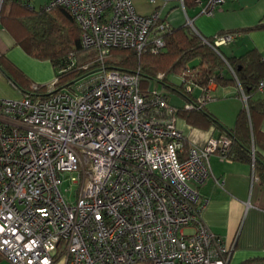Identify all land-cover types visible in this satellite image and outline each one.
<instances>
[{"label":"built area","instance_id":"obj_1","mask_svg":"<svg viewBox=\"0 0 264 264\" xmlns=\"http://www.w3.org/2000/svg\"><path fill=\"white\" fill-rule=\"evenodd\" d=\"M226 1L193 0L206 15ZM44 7L71 13L99 65L68 85L59 87L55 76L45 91L34 84L18 99H0V256L15 264H229L232 248L204 221L209 198L199 187L212 174L210 155L226 156L233 139L186 148L177 108L152 87L165 73L143 88L140 69L105 64L114 48L139 56L164 50L172 25L161 5L150 14L133 0ZM199 35L218 48L239 32L216 34L214 44ZM182 78L192 91V75ZM214 84L186 109L205 103ZM67 180L76 186L73 200Z\"/></svg>","mask_w":264,"mask_h":264},{"label":"crops","instance_id":"obj_2","mask_svg":"<svg viewBox=\"0 0 264 264\" xmlns=\"http://www.w3.org/2000/svg\"><path fill=\"white\" fill-rule=\"evenodd\" d=\"M28 1L31 6L38 2ZM48 1L40 0L38 8ZM133 1L142 14H149L154 10L153 6L149 8L143 0ZM34 5L32 7L36 8ZM160 5L163 16L172 27L189 24L188 19L191 18L193 29L206 38L238 30L239 35L234 41L220 46L229 57L240 56L251 49H257L264 55V0H227L213 15L200 14L199 7L195 4L184 10L178 0H168ZM258 24L261 27L252 29ZM0 56L1 61L7 60L18 67L32 83L48 85L56 76L51 61L39 60L29 55L1 22ZM187 66L190 70L183 73L188 76L196 73L197 66L192 67L190 63ZM226 71L228 75L233 73L230 68ZM183 73L168 76L169 85L159 84L177 109H186L187 103H198L205 95L203 88L196 84L189 98L175 90L174 88L183 84ZM29 91L30 88L24 90L12 82L0 67V99H18ZM260 95L263 97L264 91ZM210 96L200 108L204 107L225 127L218 124L193 125L185 116L177 113L181 117L177 121V127L185 136L186 148L191 145L203 147L211 137L225 135L226 128H233L238 113L247 104V97L238 82L215 81L210 89ZM258 124L264 134V118ZM259 142L255 151L264 161V141L260 138ZM209 160L212 174L199 187L201 194L209 198L203 211L204 221L232 248L229 264H264V181L255 170V162L253 159H230L220 153L211 154ZM217 180L223 181V184H219Z\"/></svg>","mask_w":264,"mask_h":264},{"label":"trees","instance_id":"obj_3","mask_svg":"<svg viewBox=\"0 0 264 264\" xmlns=\"http://www.w3.org/2000/svg\"><path fill=\"white\" fill-rule=\"evenodd\" d=\"M185 3L186 8L195 4L193 0H186ZM44 5L36 9L30 7L28 0H3L0 22L29 55L39 60L51 61L56 76L59 77L58 86L61 87L96 70L99 63L95 60L96 51L83 46L81 28L71 13L64 7L47 10ZM259 27L260 24L252 29ZM222 33L224 32L220 34ZM208 40L214 44V37H209ZM195 59H200V63L192 79L204 92L211 80L218 83L238 82L242 87L247 104L238 113L233 128H226V135L233 139L226 157L253 159L255 170L264 181V161L255 151L260 138L264 141V134L258 124L264 118V96L260 95L264 91L260 89V82L264 81V55L259 50L251 49L240 56L229 57L220 47L216 49L206 43L192 26L185 24L172 27L165 35V48L161 53L139 56L131 49L114 48L106 56L105 64L108 68L121 71L140 69L142 87L147 88L150 80L159 72L165 73L162 83L169 85L168 76L182 74ZM1 60L0 56V67L16 85L24 90H31L37 84L42 91L46 90V84L32 83L14 64ZM229 68L234 74L228 75L226 69ZM174 89L188 98L192 93L187 90L185 83ZM177 113L185 116L193 125L218 124L225 127L204 107L178 108Z\"/></svg>","mask_w":264,"mask_h":264},{"label":"rangeland","instance_id":"obj_4","mask_svg":"<svg viewBox=\"0 0 264 264\" xmlns=\"http://www.w3.org/2000/svg\"><path fill=\"white\" fill-rule=\"evenodd\" d=\"M36 1V0H35ZM39 1L40 0H38V2H34L35 3V5L34 4H32V6L34 5V6H36V9H38V5H39ZM143 1H145L146 2V5L150 8V6H153L154 7V10L156 9V6L157 5H160V4H162L163 3V1L161 2L160 0H158L157 2H152L151 0H143ZM134 2V1H133ZM46 4V3H45ZM134 4H135V2H134ZM148 8V9H149ZM153 10V11H154ZM152 11V12H153ZM151 12V13H152ZM150 14V13H149ZM190 64H191V66L192 67H196V66H198V64H199V59H195V60H193V61H191L190 62ZM152 87H159V84L158 83H155V82H153L152 83ZM160 88V87H159ZM181 117L180 116H178L177 117V121L180 119ZM178 126V125H177ZM179 130H180V128H178ZM209 141V140H208ZM200 147V146H199ZM204 147V146H203ZM71 187V189H70V192H66V194L69 196V198L71 199V200H73L74 199V197H73V192H74V190L76 189V186L74 185V184H72V182L70 181V180H67L65 183H64V185H63V189L64 190H66V189H69ZM63 263V259L62 258H58L56 261H55V263L54 264H62ZM0 264H15V263H13V262H11L10 260H8V259H6V258H4V257H1L0 256Z\"/></svg>","mask_w":264,"mask_h":264},{"label":"water","instance_id":"obj_5","mask_svg":"<svg viewBox=\"0 0 264 264\" xmlns=\"http://www.w3.org/2000/svg\"><path fill=\"white\" fill-rule=\"evenodd\" d=\"M217 49V48H216Z\"/></svg>","mask_w":264,"mask_h":264}]
</instances>
